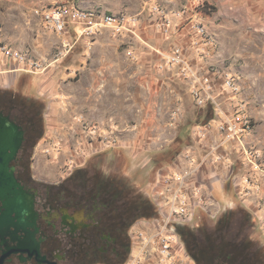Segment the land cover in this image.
<instances>
[{"label":"rangeland","instance_id":"obj_1","mask_svg":"<svg viewBox=\"0 0 264 264\" xmlns=\"http://www.w3.org/2000/svg\"><path fill=\"white\" fill-rule=\"evenodd\" d=\"M71 6L112 14L123 24L89 33L71 26L66 35L46 24L48 11ZM147 16L159 20L169 44L176 42L161 50L143 40L138 22ZM178 48L196 70L204 68L198 78H210V91L223 111L242 114L250 127L243 143L218 147L196 175L203 205L191 223L174 230L181 251L163 264H199L192 240L207 246L208 234L224 231L243 236L230 262L264 264L258 218L240 205L225 206L232 197L220 184L213 185L217 200L206 188L211 173L229 178L230 185L244 168L247 183L256 180V169L264 178V0H0V54L10 71L5 75L18 76L12 89L21 106L35 99L30 107L40 112L44 130L37 145V175L58 182L74 166L71 179L81 181L80 165L96 160L105 168L111 155L121 152L122 189L132 194L135 205H145L132 231H151L159 224L145 219L156 206L152 195L160 175L194 166L183 159L176 165L172 154L180 149L179 154L191 152L198 161L222 141L217 129L222 112L212 102L200 105L195 79L170 59ZM228 79L235 86H224ZM180 226H189L188 246ZM142 264H158L156 252L150 250Z\"/></svg>","mask_w":264,"mask_h":264},{"label":"flooded vegetation","instance_id":"obj_2","mask_svg":"<svg viewBox=\"0 0 264 264\" xmlns=\"http://www.w3.org/2000/svg\"><path fill=\"white\" fill-rule=\"evenodd\" d=\"M12 88L0 90V112L24 130V140L9 162V172L34 195L35 213L34 218H15L16 225L8 216L0 220V264H125L133 248L132 227L145 205L136 206L132 194L122 189L123 154H112L105 168L96 160L80 165L81 181L71 179L74 166L62 181L39 177L35 159L44 135L40 112L30 107L35 100L31 97L30 105L21 106L19 93ZM145 198L150 200L149 195ZM4 210L0 200V216ZM187 228L180 230L188 246ZM208 237L207 246L192 240L199 264H237L230 262L232 251L243 246V236L224 231Z\"/></svg>","mask_w":264,"mask_h":264},{"label":"built area","instance_id":"obj_3","mask_svg":"<svg viewBox=\"0 0 264 264\" xmlns=\"http://www.w3.org/2000/svg\"><path fill=\"white\" fill-rule=\"evenodd\" d=\"M44 20L54 31L62 35L68 34L71 26L84 28L89 33L95 32L101 27H116V25L123 24L121 19L112 14L108 13L103 16L99 12L78 9L74 6L48 11L44 15ZM170 59L173 63L180 64L183 67V75L193 76L195 79L194 93L200 105L212 102L215 109L219 108V111L222 112V117L217 122V129L222 135V141L211 147L210 151L198 161H195L191 152H182L181 154H185L184 158L179 154L175 159V164L181 165L183 159L184 161L188 160L194 166L187 169V171L177 170L176 167H173L169 169L167 175H160V179L154 188L155 195H152L160 216L145 219L148 220L147 223L155 225L158 222L159 224L155 225L151 231L145 229H134L132 231L134 246L131 256L125 264L144 263L150 250L156 252L158 264H163L164 261L173 259L178 251H181L174 230L178 231L179 225L191 223L196 217L197 210L204 202L203 190L201 184L196 181V175L203 170L206 160L218 150V147L230 141L243 143L244 135L250 127L249 120L243 119L242 114H230L223 111L220 102L217 100L218 96L210 91L214 85L210 78H205L203 82L198 78L197 73L203 71L204 68L196 70L186 59L182 49L174 50L170 55ZM224 83V86L226 84L235 86L229 79Z\"/></svg>","mask_w":264,"mask_h":264},{"label":"crops","instance_id":"obj_4","mask_svg":"<svg viewBox=\"0 0 264 264\" xmlns=\"http://www.w3.org/2000/svg\"><path fill=\"white\" fill-rule=\"evenodd\" d=\"M147 4V3H146ZM142 20L138 22V25L141 26L140 30H142V37L143 40L145 39L146 41H149L150 43H153V45L156 46L158 49H164L163 47L166 46V48H169L172 44H174L176 41L172 42V44H169V40H167L166 37L160 33L159 29V20L156 18H150V17H142ZM178 20V19H176ZM173 41V40H172ZM153 47V46H152ZM142 51H148V50H142ZM149 52V51H148ZM147 55V52H142V54ZM139 53V55H142ZM157 57V54H155ZM3 67V69H2ZM5 68V69H4ZM0 78H3L2 81H4L5 85L4 87H11L13 86V83H15L16 80H18V76L15 74L13 75H5L6 72H10L7 70V63L6 66L3 63L2 60V54H0ZM4 74V75H3ZM9 81H7V80ZM0 80V81H1ZM3 83V82H2ZM149 120V119H148ZM245 169V168H244ZM240 174L241 176L237 177V181H233L232 185H230V179L229 178H220L215 176L213 173H211L208 176V181H206L207 184V189L208 192L216 199V194H214V186L216 184H220L222 189L226 192L229 193L232 197V201L228 204H225V206H242L247 209L249 213H252L254 217L258 218V222L260 224V227L264 229V178L260 177L259 174H257V169H256V180L253 179V183L249 184L247 183V175L246 172H243ZM248 170V167H247ZM252 173H255L253 171ZM208 175L206 172L202 177H206ZM207 179V178H206ZM248 185V187H247ZM250 186V187H249ZM209 194V195H210ZM217 200V199H216Z\"/></svg>","mask_w":264,"mask_h":264},{"label":"water","instance_id":"obj_5","mask_svg":"<svg viewBox=\"0 0 264 264\" xmlns=\"http://www.w3.org/2000/svg\"><path fill=\"white\" fill-rule=\"evenodd\" d=\"M23 140L24 130L9 116L0 112V200L5 209L0 220L8 216L14 225L15 218L22 221L26 216L34 218L35 213L34 195L28 193L9 172V162ZM13 213L16 214L15 217L12 216Z\"/></svg>","mask_w":264,"mask_h":264},{"label":"trees","instance_id":"obj_6","mask_svg":"<svg viewBox=\"0 0 264 264\" xmlns=\"http://www.w3.org/2000/svg\"><path fill=\"white\" fill-rule=\"evenodd\" d=\"M171 152H172V151H170L169 154H170ZM179 153H180V149H179V151H177V152H175L174 154H172V156H173V160L176 159V157L178 156ZM159 216H160V214H159V212H158L157 207L154 206V205L152 204V206H151V210H150V212L148 213V215L146 216V218H147V219H152V218H156V217H159Z\"/></svg>","mask_w":264,"mask_h":264}]
</instances>
